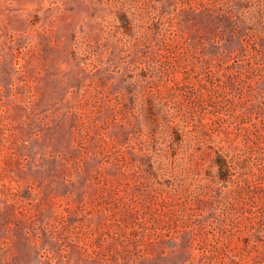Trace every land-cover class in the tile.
<instances>
[{"label": "rangeland", "instance_id": "rangeland-1", "mask_svg": "<svg viewBox=\"0 0 264 264\" xmlns=\"http://www.w3.org/2000/svg\"><path fill=\"white\" fill-rule=\"evenodd\" d=\"M0 264H264V0H0Z\"/></svg>", "mask_w": 264, "mask_h": 264}, {"label": "trees", "instance_id": "trees-1", "mask_svg": "<svg viewBox=\"0 0 264 264\" xmlns=\"http://www.w3.org/2000/svg\"><path fill=\"white\" fill-rule=\"evenodd\" d=\"M213 167L217 170V180L219 183H231L235 174L239 173V163L233 164L227 159L226 156L217 152L212 160Z\"/></svg>", "mask_w": 264, "mask_h": 264}]
</instances>
